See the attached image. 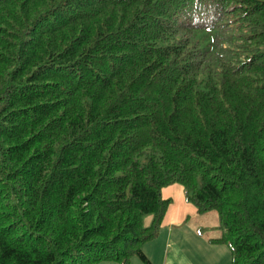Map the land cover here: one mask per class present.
Returning <instances> with one entry per match:
<instances>
[{"label":"trees","instance_id":"obj_1","mask_svg":"<svg viewBox=\"0 0 264 264\" xmlns=\"http://www.w3.org/2000/svg\"><path fill=\"white\" fill-rule=\"evenodd\" d=\"M173 185L264 264V0H0V264H152Z\"/></svg>","mask_w":264,"mask_h":264},{"label":"rangeland","instance_id":"obj_2","mask_svg":"<svg viewBox=\"0 0 264 264\" xmlns=\"http://www.w3.org/2000/svg\"><path fill=\"white\" fill-rule=\"evenodd\" d=\"M152 217L145 216L143 226L151 225ZM201 226H203L201 228ZM162 234V233H160ZM221 237L220 223L216 212H211L204 216H198L195 219H189L187 225L174 234V239L179 240V250H167L163 242H151L148 247H143L150 258L152 264H164V256L176 255L182 259L179 264H232V253L228 245H215L212 240ZM166 241V239H165ZM176 243V244H177ZM143 264L139 259L134 258L131 264ZM118 264V263H111Z\"/></svg>","mask_w":264,"mask_h":264},{"label":"crops","instance_id":"obj_3","mask_svg":"<svg viewBox=\"0 0 264 264\" xmlns=\"http://www.w3.org/2000/svg\"><path fill=\"white\" fill-rule=\"evenodd\" d=\"M162 196L163 199L165 200H171L172 204L170 205L167 211L165 220L160 230V233L162 234L159 233L157 237L158 239L155 238L152 241H155L157 239L156 240L157 242L164 243L163 246L165 247V249L172 251L173 249H177L181 253V251L178 249L179 240L173 238L174 234L178 230L182 231V228L185 229L189 219H195L198 217L197 209L192 204L186 201L184 195V189L179 185H173L168 188H165L162 191ZM202 227L203 226H201V228ZM152 241L146 243L143 247H148L149 245H151ZM144 253L147 256V258L150 260L145 250ZM163 262L164 264H179L182 263V259L173 254V256H171V259L169 258L168 260V255L167 256L165 255ZM111 263L113 262H106L101 264H111ZM137 263L138 262L134 260V264Z\"/></svg>","mask_w":264,"mask_h":264}]
</instances>
